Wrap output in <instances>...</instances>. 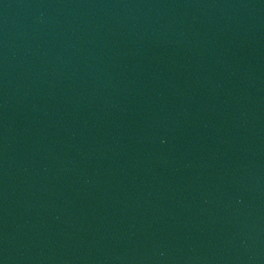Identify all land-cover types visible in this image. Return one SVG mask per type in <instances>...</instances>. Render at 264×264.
Masks as SVG:
<instances>
[{
	"label": "water",
	"instance_id": "95a60500",
	"mask_svg": "<svg viewBox=\"0 0 264 264\" xmlns=\"http://www.w3.org/2000/svg\"><path fill=\"white\" fill-rule=\"evenodd\" d=\"M0 264H264V0H0Z\"/></svg>",
	"mask_w": 264,
	"mask_h": 264
}]
</instances>
